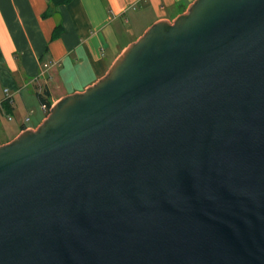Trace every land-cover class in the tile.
I'll return each mask as SVG.
<instances>
[{"label": "water", "instance_id": "95a60500", "mask_svg": "<svg viewBox=\"0 0 264 264\" xmlns=\"http://www.w3.org/2000/svg\"><path fill=\"white\" fill-rule=\"evenodd\" d=\"M0 264H264V0H194L0 146Z\"/></svg>", "mask_w": 264, "mask_h": 264}, {"label": "crops", "instance_id": "0c3cea01", "mask_svg": "<svg viewBox=\"0 0 264 264\" xmlns=\"http://www.w3.org/2000/svg\"><path fill=\"white\" fill-rule=\"evenodd\" d=\"M193 1L72 0L44 18L49 0H0V146L43 122L39 94L52 107L83 92L150 26Z\"/></svg>", "mask_w": 264, "mask_h": 264}, {"label": "trees", "instance_id": "16d2710c", "mask_svg": "<svg viewBox=\"0 0 264 264\" xmlns=\"http://www.w3.org/2000/svg\"><path fill=\"white\" fill-rule=\"evenodd\" d=\"M71 1L72 0H49V2L47 4V8L44 11V13L42 14V17H44V18L50 17L51 15L56 13L57 9L60 6L66 5V4L70 3ZM60 32H61V26L60 25L56 26V28L54 29V32H53V38L58 37ZM38 100H39L40 104L46 108L45 111L48 115L49 110L51 108V104L47 101V94L45 92L39 94Z\"/></svg>", "mask_w": 264, "mask_h": 264}, {"label": "built area", "instance_id": "2783aa9c", "mask_svg": "<svg viewBox=\"0 0 264 264\" xmlns=\"http://www.w3.org/2000/svg\"><path fill=\"white\" fill-rule=\"evenodd\" d=\"M42 107H43V110H46V108L44 106H42Z\"/></svg>", "mask_w": 264, "mask_h": 264}, {"label": "rangeland", "instance_id": "374dc122", "mask_svg": "<svg viewBox=\"0 0 264 264\" xmlns=\"http://www.w3.org/2000/svg\"><path fill=\"white\" fill-rule=\"evenodd\" d=\"M13 122H14V120H13ZM12 124V123H11Z\"/></svg>", "mask_w": 264, "mask_h": 264}]
</instances>
